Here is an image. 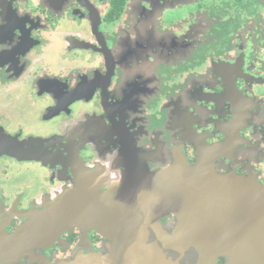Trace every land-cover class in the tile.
<instances>
[{
	"label": "flooded vegetation",
	"instance_id": "af4514ba",
	"mask_svg": "<svg viewBox=\"0 0 264 264\" xmlns=\"http://www.w3.org/2000/svg\"><path fill=\"white\" fill-rule=\"evenodd\" d=\"M1 88L38 121L0 109V239L28 248L0 264H105L91 223L40 240L32 218L122 202L136 165L158 175L202 157L264 187V0H0ZM142 224L127 233L140 264L197 263L184 220Z\"/></svg>",
	"mask_w": 264,
	"mask_h": 264
},
{
	"label": "water",
	"instance_id": "95a60500",
	"mask_svg": "<svg viewBox=\"0 0 264 264\" xmlns=\"http://www.w3.org/2000/svg\"><path fill=\"white\" fill-rule=\"evenodd\" d=\"M199 158L193 167L177 160L158 175L134 165L136 178L129 175L124 179L123 190L129 195L121 196L122 202L61 204L34 215L32 221L38 222L34 229L41 240L59 229H69L75 221L91 223L81 225L104 234L111 244L113 256L105 264H140L143 254L137 259L136 250L128 245L132 243L127 240L128 229H141L148 225L144 222L171 215L184 220L179 225L185 231L183 245L187 251L198 252L196 264L215 255L229 264H264V187L253 179L217 175ZM136 190L137 194H130ZM0 240V254L16 256L28 251L21 234Z\"/></svg>",
	"mask_w": 264,
	"mask_h": 264
},
{
	"label": "rangeland",
	"instance_id": "374dc122",
	"mask_svg": "<svg viewBox=\"0 0 264 264\" xmlns=\"http://www.w3.org/2000/svg\"><path fill=\"white\" fill-rule=\"evenodd\" d=\"M0 90V109H3L5 112H7L8 119L13 121L14 124L18 122L22 125H25L26 128L32 129L31 125L35 123V121H38L37 115L29 114L30 110H25V106L22 108V104H19L17 101H15V96H13V94L5 93L4 88H1ZM24 104L26 105V103ZM4 166L5 164L3 163L0 165V168L3 169ZM24 179H26L25 174L22 176L18 175V178H16L14 181H17V183L21 185Z\"/></svg>",
	"mask_w": 264,
	"mask_h": 264
}]
</instances>
